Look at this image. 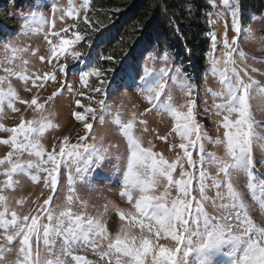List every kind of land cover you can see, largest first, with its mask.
I'll use <instances>...</instances> for the list:
<instances>
[{
  "label": "snow or ice",
  "instance_id": "6c2138e0",
  "mask_svg": "<svg viewBox=\"0 0 264 264\" xmlns=\"http://www.w3.org/2000/svg\"><path fill=\"white\" fill-rule=\"evenodd\" d=\"M207 2L211 4L212 0ZM222 3L227 5L229 0H222ZM89 8V0H83L79 9L84 13L81 25L74 0H68L66 10L55 4L52 6L54 14L61 13L62 21L75 14L77 22L63 27L59 32L53 26L50 33L52 39L46 37L50 46L47 59L49 63L55 60V71L65 77L70 70L78 72L82 84H88L89 77H96V82L90 88L92 92L99 94L104 92L108 83L104 79L105 72H111L112 68L104 69L97 64L89 70L80 71L60 63L69 58L74 62L73 65L81 61L82 56L87 53L77 50V46L83 47L81 42L84 41L91 48L95 34L107 27L102 21L98 27L93 24L88 14ZM230 14L231 29L235 35L231 42L225 35L223 59L213 58L211 61L212 74L218 76L220 85L219 91L211 94L221 101L214 103V109L217 115L223 114L224 129L222 139L217 138L215 143L223 146V155L213 153L208 154L207 158L201 155L197 172V161L193 159L190 149L198 147L204 153L203 141L207 137L197 120L199 89L195 77L176 65L177 54L170 49H164L162 55L160 51L150 52L148 60H162L166 67L159 70L160 76L155 83L142 87L144 100L150 108H146L141 115H151L155 111L171 116L175 121L172 131L181 141L173 147H178L182 155L178 154L170 162L151 147H144L142 139L133 133L135 117L127 123H122L120 119L115 121L126 140L127 152L126 161L123 157V167L119 170L122 179L118 195L126 198L130 210L115 209L119 223L114 236L107 227L111 216L109 203H104L103 212L88 215L80 211L86 205L75 195L77 179L83 182L85 174L93 165L97 169L102 168L104 161L119 148L118 144L97 147L96 143L85 142L94 127L88 122L89 116L96 118L94 109L84 108L83 112H74L75 120L81 122L85 130L84 136L76 137L77 143H70L69 137L64 136L59 141L58 150L54 147L47 153L38 134H42L50 125L31 119H20L18 125L10 128L0 125V131L11 134L7 139L0 140V144L12 148V151L0 159V165H6L7 169L4 172L8 177L5 184L12 186V174L15 172L34 171L37 174H31V180L42 182L44 188L51 193L43 199L42 204L23 215L22 222L17 211L6 206L7 197L0 195V206L3 207V211H0V229L5 233L0 239V264H7L5 254H11L12 246L17 242L19 248L15 264H70V261L75 264H90L85 256L74 254L79 249H90L93 255L99 253L100 259L107 257L108 264H218L216 257L219 255L228 258L227 264H264V216L257 221L249 214L250 206L237 188L239 178L245 175L251 200L259 204L261 212H264V195L257 196V192L264 194V181L254 182L252 173L254 139L264 141V135H259L257 131H264V122L254 117L251 103L254 92L264 96V86L259 85L247 71L239 70L236 66L233 55L238 52L236 45L242 32L241 12L238 7L233 6ZM70 30L72 38H66ZM176 30L179 32L178 25ZM211 46L215 51V34L211 35ZM3 47L8 48L9 45L5 44ZM239 56L243 58L244 53L240 51ZM45 59L41 57L42 61ZM99 60L114 61L115 57L111 52L107 55L101 53ZM4 71L9 76L14 75L10 68H5ZM151 71L145 66L143 75H140L141 81H146ZM251 71L256 72V69ZM170 72L175 75L170 76ZM165 78L171 79L173 84H179L183 103L178 106L174 102V90L171 87L166 90ZM43 79L54 80L55 75L46 74ZM2 82L0 79V83ZM33 84H37V81L33 80ZM30 103L38 109L44 107L36 99H32ZM76 105L78 108L84 107L79 99L76 100ZM98 105L103 109L105 100L98 101ZM13 111L16 109L13 108ZM144 123V120L140 121V124ZM19 137H23V140ZM159 138L165 141L167 139L164 136ZM24 152L28 153V158L22 161ZM85 153L88 154L87 157L84 156ZM32 157L40 159L34 161ZM185 161L192 171L185 170ZM62 163L67 169L68 195L60 204L53 206L54 195L61 181ZM81 164L87 165V172H84ZM205 165L214 168L215 174H210ZM177 170L178 178L174 175ZM82 172L84 176L81 175ZM209 191H214V196L210 197L207 194ZM196 192L198 197L194 195ZM15 203L19 205L22 201L16 200ZM209 207L215 214L208 211ZM9 212L11 219H6ZM53 238L59 241L58 245L53 244Z\"/></svg>",
  "mask_w": 264,
  "mask_h": 264
},
{
  "label": "rangeland",
  "instance_id": "374dc122",
  "mask_svg": "<svg viewBox=\"0 0 264 264\" xmlns=\"http://www.w3.org/2000/svg\"><path fill=\"white\" fill-rule=\"evenodd\" d=\"M207 2V0H206ZM83 0H74V4L78 11ZM66 10L68 0H14L5 10L0 11V125L5 128L15 127L19 124L20 119L25 121L41 120L46 125L44 132L39 135L40 143L44 147L45 153L51 151L54 147L58 150L59 141L64 136L69 137L70 143H77V136H84L85 130L83 124L74 118V112H83L84 108H92L96 111V118L88 117V122L93 124L91 134L88 136V144L96 143L97 147L108 146L110 144H118L119 148L116 153L109 156L104 161V166L97 169L93 165L92 169L87 172V165L81 164L84 169L86 179L81 182L79 178L76 181L75 195L80 198V202L86 205L80 211L88 215H96L103 212L104 203H109L111 216L107 227L110 234L114 236L118 231V219L115 215V209H122L129 211L126 198H121L118 195L121 184L122 175L119 170L123 167V157L126 161V140L122 133L119 132V125L115 123L120 119L122 123H127L129 119L135 117L133 122V133L142 139L144 147H151L153 151L162 154L170 162L177 158V155H182L178 147L181 141L179 137L172 131L175 121L167 114H160L152 112L151 115L142 116L146 108L150 105L144 100V92L142 87L151 86L159 79L161 68L166 67L162 60L150 61L147 57L143 62L134 66L132 72L123 79L110 80L105 72L104 79L108 80L105 90L102 93H95L91 91L90 85L96 82V77H89L88 84H82L79 80V73L70 70L65 77L63 74L55 71L57 62L52 60L48 62L50 46L47 43L46 37L52 39L50 33L53 26L56 31H60L63 27L75 24V14L72 18H67L64 21L60 19V12L55 14L52 11V6ZM210 6L211 11L207 15L206 22L210 29V43L208 51L205 54L203 63L191 64L183 69L186 73L195 77L198 85V106L199 113L197 120L201 124L203 134L207 137L203 141L205 152L201 153L199 148L190 149L193 152V159L197 161V172L199 170V157L204 155L207 158L208 154L223 155V146L215 143L217 138L223 137L222 116L217 115L214 109V103L221 102L212 96V92L219 91V78L214 76L211 71V61L213 58L222 60L223 39L225 35L229 42L235 33L231 29V7L237 4L236 0H229L227 5L222 3V0H212ZM214 5V6H213ZM35 13V15H33ZM55 15V21L53 17ZM23 17V19L21 18ZM84 19L83 11H79V22L82 23ZM211 21V22H210ZM242 26V25H241ZM75 30V29H72ZM66 34V38L71 37V31ZM216 35L217 48L214 51L211 46V35ZM62 35H64L62 33ZM8 44V48L3 45ZM238 52L234 53L233 59L236 60V66L239 70L247 71L254 80L258 81L259 85L264 86V13L251 26H242V32L236 45ZM77 50L82 51L79 46ZM244 53V57L239 56V52ZM85 53V51H82ZM41 57H45L44 61ZM96 52L88 51L86 55L82 56L81 61L75 65L69 58L68 60H61L60 63L67 64L69 68L79 69L80 71L89 70L91 67L97 66ZM99 60V59H98ZM147 66L152 71L146 77V81H141L140 75H143V69ZM5 68H10L14 75L9 76L4 71ZM256 69V72H252ZM54 73V80H44L46 74ZM170 76L175 73L170 72ZM39 78V79H38ZM33 80L37 84H33ZM166 90L171 87L173 91L174 102L178 106L183 103V93L180 91L179 84H173L172 80L165 78ZM210 90V91H209ZM10 93H15L11 95ZM56 94V95H54ZM89 96L91 99H89ZM51 97V99H49ZM36 99L43 108H36L30 102ZM79 99L84 106L78 108L76 100ZM105 100V107L101 109L98 101ZM164 97L162 94L161 102ZM25 101L26 103H21ZM253 106V115L258 121L264 122V96L253 94L251 101ZM11 105L12 107H9ZM13 108L16 111H13ZM206 109H209L206 111ZM144 120V124L140 121ZM75 129V131H72ZM259 135H264V131L257 130ZM10 133L0 131V140L7 139ZM166 137V141L159 137ZM23 140V137H19ZM12 151L9 145L0 144V159H3L8 152ZM87 153L84 154L87 157ZM28 158V153L24 152L21 160ZM46 158V156H45ZM34 161L39 160V157H32ZM126 166V163L125 165ZM210 174H215L214 168H209L205 165ZM6 165H0V195L7 197V207L17 211L18 216L22 222L23 215L29 214L32 209L43 203V199L47 198L50 193L45 189L43 183L40 181H32L30 176L34 171L27 173L15 172L12 174V186L8 187L5 181L8 179L4 175ZM185 170L192 171L187 167L185 161ZM67 169L61 165V181L57 192L54 195L53 206L60 204L68 195ZM84 172L81 173L84 176ZM178 172L174 173L178 178ZM254 182L260 183L264 181V141L254 139V168L252 169ZM75 174V173H74ZM44 175V174H38ZM246 176L242 175L239 178L237 185L246 203L250 206V215L257 221L264 216L261 212L259 204L251 200L250 193L246 187ZM174 194V193H173ZM210 197L214 196V191L207 193ZM197 195L198 192L194 193ZM264 194L257 192L260 197ZM16 200H21L22 203L17 205ZM37 201L38 203H33ZM115 207L112 208L111 206ZM0 211L3 207L0 206ZM212 214L214 210L208 208ZM32 214H35L32 212ZM6 219H11V213L6 216ZM115 222V223H113ZM11 228V226H9ZM4 230L0 229V239L4 235ZM10 234V233H9ZM53 244L58 245L59 241L53 238ZM162 243H168L162 241ZM11 254L6 253L7 264H15L18 256V242L12 246ZM74 254L83 255L90 260V264H108V258H99V253L93 255L90 249H79ZM218 264H227L228 258L219 255L216 257ZM70 264H75L71 262Z\"/></svg>",
  "mask_w": 264,
  "mask_h": 264
},
{
  "label": "trees",
  "instance_id": "16d2710c",
  "mask_svg": "<svg viewBox=\"0 0 264 264\" xmlns=\"http://www.w3.org/2000/svg\"><path fill=\"white\" fill-rule=\"evenodd\" d=\"M12 1L0 0V11ZM236 1L242 26H251L264 13V0ZM89 4L93 24L98 27L102 21L107 27L95 34L91 48L84 41L79 48L96 52L97 63L113 69L106 71L110 80L128 76L150 52L162 55L164 49H170L181 67L200 65L205 59L210 43L206 18L211 11L206 0H89ZM110 52L114 61L98 60L99 54Z\"/></svg>",
  "mask_w": 264,
  "mask_h": 264
},
{
  "label": "bare ground",
  "instance_id": "6f19581e",
  "mask_svg": "<svg viewBox=\"0 0 264 264\" xmlns=\"http://www.w3.org/2000/svg\"><path fill=\"white\" fill-rule=\"evenodd\" d=\"M113 223H115V222H113Z\"/></svg>",
  "mask_w": 264,
  "mask_h": 264
}]
</instances>
